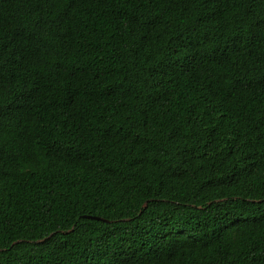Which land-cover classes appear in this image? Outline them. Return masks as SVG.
<instances>
[{
	"label": "trees",
	"instance_id": "16d2710c",
	"mask_svg": "<svg viewBox=\"0 0 264 264\" xmlns=\"http://www.w3.org/2000/svg\"><path fill=\"white\" fill-rule=\"evenodd\" d=\"M0 264H264V0H0Z\"/></svg>",
	"mask_w": 264,
	"mask_h": 264
}]
</instances>
